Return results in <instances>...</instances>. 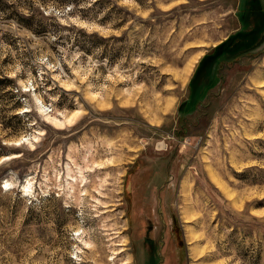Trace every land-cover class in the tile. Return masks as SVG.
Instances as JSON below:
<instances>
[{"label": "rangeland", "instance_id": "obj_1", "mask_svg": "<svg viewBox=\"0 0 264 264\" xmlns=\"http://www.w3.org/2000/svg\"><path fill=\"white\" fill-rule=\"evenodd\" d=\"M96 1L93 22L0 0V264H264V16ZM249 31L191 101L202 59Z\"/></svg>", "mask_w": 264, "mask_h": 264}, {"label": "trees", "instance_id": "obj_2", "mask_svg": "<svg viewBox=\"0 0 264 264\" xmlns=\"http://www.w3.org/2000/svg\"><path fill=\"white\" fill-rule=\"evenodd\" d=\"M55 2L58 6L62 8H67L69 13H73L75 11H78L81 13L83 9H85V14L89 15H82V18L88 21L96 22L97 17L93 14V10L96 4H98V1L95 3H86L87 0H51ZM260 15L264 16V12H260ZM44 20H48V25H38L34 21L36 17L33 15H16V18H12V20L15 22V24L22 30L28 31L32 33L33 35L37 34H44V35H50V34H56V31H53L52 26L57 25L58 20L56 17L53 16H42ZM57 27H60L57 25ZM255 34V35H253ZM56 36V35H55ZM256 33L255 31H249L248 33L242 34L238 33L236 35L230 36V38L227 39V41L223 42L219 46H217L214 51L204 57L201 61V64L198 66V69L196 70V75L194 76L192 80V85L190 84V90H191V101L199 100L202 94L204 93V90L206 87L210 86V83L212 82V78L215 75L214 68L216 65L220 64L221 62H224V60H221L222 58L226 56H231L232 54H236L237 52H240L245 49H252L255 45L256 39ZM56 38H58L56 36ZM196 77V78H195ZM8 82V81H6ZM198 84V85H197ZM193 85H197L195 88ZM11 90V89H10ZM201 91V92H200ZM10 92V91H9ZM200 92V93H198Z\"/></svg>", "mask_w": 264, "mask_h": 264}, {"label": "flooded vegetation", "instance_id": "obj_3", "mask_svg": "<svg viewBox=\"0 0 264 264\" xmlns=\"http://www.w3.org/2000/svg\"><path fill=\"white\" fill-rule=\"evenodd\" d=\"M248 6L250 8H253L252 11H250V15H249V19L252 20V18H257L255 15H259L260 16V12H262L259 8H260V3L259 0H249L248 2ZM252 13H254L253 17H252Z\"/></svg>", "mask_w": 264, "mask_h": 264}, {"label": "bare ground", "instance_id": "obj_4", "mask_svg": "<svg viewBox=\"0 0 264 264\" xmlns=\"http://www.w3.org/2000/svg\"><path fill=\"white\" fill-rule=\"evenodd\" d=\"M29 188H31V187H25V191H28ZM193 252H195V251L193 250Z\"/></svg>", "mask_w": 264, "mask_h": 264}]
</instances>
